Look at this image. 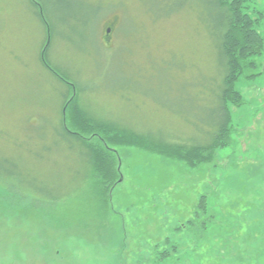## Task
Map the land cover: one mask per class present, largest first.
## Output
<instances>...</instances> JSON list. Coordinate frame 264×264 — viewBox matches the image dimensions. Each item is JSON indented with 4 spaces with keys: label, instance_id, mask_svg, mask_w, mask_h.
I'll return each instance as SVG.
<instances>
[{
    "label": "rangeland",
    "instance_id": "rangeland-1",
    "mask_svg": "<svg viewBox=\"0 0 264 264\" xmlns=\"http://www.w3.org/2000/svg\"><path fill=\"white\" fill-rule=\"evenodd\" d=\"M183 1L165 13L164 0H39L49 29L29 0H0V168L14 177L0 182V264H264V41L234 81L229 139L197 167L120 143L107 205L60 135L73 90L42 62L48 41L96 122L190 142V121L206 116L194 103L209 98L186 80L215 77L218 63L196 27L203 0ZM245 10L264 39V0Z\"/></svg>",
    "mask_w": 264,
    "mask_h": 264
},
{
    "label": "trees",
    "instance_id": "trees-1",
    "mask_svg": "<svg viewBox=\"0 0 264 264\" xmlns=\"http://www.w3.org/2000/svg\"><path fill=\"white\" fill-rule=\"evenodd\" d=\"M37 1L39 2V0H29L32 7L37 9V16L45 27L50 29L46 8L41 6L40 1V11ZM174 1L177 0H164L165 13L169 12L167 8ZM178 1L177 6H185L183 0ZM194 1L199 2V0ZM246 1L203 0L199 4L196 2L194 4L197 14H199L196 27L209 36L218 63V71H216L215 77L201 75L200 82L196 85H192L185 79L189 90L192 88L191 91L194 89V92L207 91L208 94L204 96L209 98L202 101V104H207V107L202 109L196 107L194 103V107L199 112L206 113V116L200 117V119L192 118L190 123L194 127L195 133L192 132L188 136L190 141L188 143L173 142L166 138H158L151 133H142L129 128H118L110 124L96 122L80 107L75 84L69 82L64 74L49 64L47 58L49 45L44 49L41 56L44 65L73 90V94L65 103L61 113L64 135H60L66 139L72 149L74 147L77 149L76 153L79 152L88 161V176L92 177L94 174L101 185L108 188L107 205L111 204L110 190L120 182L122 176L121 158L117 150L120 143H135L144 150L176 156L184 160L190 167H197L204 160L210 159L215 148L226 144L224 141L229 139L231 119L228 103L229 101L236 102L237 98L240 99V92L234 87V81L247 67L252 69L255 66L256 62L248 60L247 56L259 53L264 41L256 28L260 17L253 18L245 10ZM251 39L255 40V43H252ZM202 137L204 138L202 139ZM71 140L74 142H69ZM6 171L1 166L0 182L12 189V185L3 182L4 177L14 179L11 177V173ZM5 173L11 176H7ZM205 196L207 195L201 196V202L205 201Z\"/></svg>",
    "mask_w": 264,
    "mask_h": 264
},
{
    "label": "water",
    "instance_id": "water-1",
    "mask_svg": "<svg viewBox=\"0 0 264 264\" xmlns=\"http://www.w3.org/2000/svg\"><path fill=\"white\" fill-rule=\"evenodd\" d=\"M48 43H49V41H48ZM48 43H47V45H48ZM44 53V52H43ZM120 180H122V177L120 178Z\"/></svg>",
    "mask_w": 264,
    "mask_h": 264
}]
</instances>
